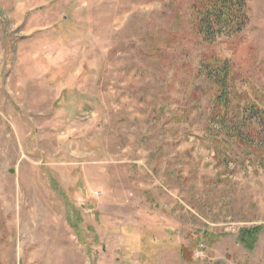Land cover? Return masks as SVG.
I'll use <instances>...</instances> for the list:
<instances>
[{"label":"rangeland","instance_id":"374dc122","mask_svg":"<svg viewBox=\"0 0 264 264\" xmlns=\"http://www.w3.org/2000/svg\"><path fill=\"white\" fill-rule=\"evenodd\" d=\"M198 2L0 0V264H264V0Z\"/></svg>","mask_w":264,"mask_h":264},{"label":"trees","instance_id":"16d2710c","mask_svg":"<svg viewBox=\"0 0 264 264\" xmlns=\"http://www.w3.org/2000/svg\"><path fill=\"white\" fill-rule=\"evenodd\" d=\"M200 3V10H205L206 12V20L209 21L207 23L204 22V19H201L199 23V30L201 29H207L206 34L208 35L209 32L216 30L217 32L228 29V30H236L237 26L242 25L245 22V14H244V8L246 7L245 0H199ZM198 5V4H197ZM205 23V24H204ZM206 25V26H205ZM205 26V27H204ZM212 54H206L204 58L211 57ZM222 76L219 79V84H217L218 92L220 93L218 95V101L223 102L221 99L223 96V92L225 89V86L227 85L228 77L232 72V67L229 65H225L222 67ZM220 72V73H221ZM68 90V89H67ZM64 91L67 93L68 91ZM69 97V96H68ZM217 101V104L215 105V110L213 111L214 117L215 116H221L223 115V109H225V101L223 102V105L220 104V102ZM251 105L248 109L250 111H256L257 114H261L262 119L264 118V112L260 110V108L257 106L256 103H250ZM261 230L260 226L254 227V228H248L244 229L240 240L243 241L244 244H246L247 247L252 248L255 241H257L258 234Z\"/></svg>","mask_w":264,"mask_h":264}]
</instances>
